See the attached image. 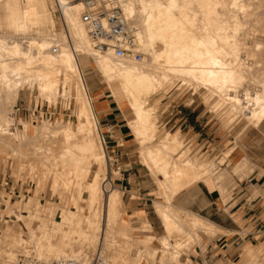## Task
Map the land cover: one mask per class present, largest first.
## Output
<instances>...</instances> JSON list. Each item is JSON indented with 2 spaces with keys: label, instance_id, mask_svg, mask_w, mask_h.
<instances>
[{
  "label": "bare ground",
  "instance_id": "6f19581e",
  "mask_svg": "<svg viewBox=\"0 0 264 264\" xmlns=\"http://www.w3.org/2000/svg\"><path fill=\"white\" fill-rule=\"evenodd\" d=\"M113 1L136 32L141 62L116 59L110 49L93 50L79 22L81 8L70 4V0L53 1L62 17L63 32L56 29L47 0L25 4L0 0V149L6 151L7 160H13L20 175L35 176L38 190L49 178L47 190L55 198L59 196L60 201L54 229L60 225L64 228L66 221L71 220L68 234L63 235L58 245V239L53 236L44 240L47 233L44 226H50V222L36 224L35 230L39 233L32 234L30 239L13 237L6 226L0 229L1 250L5 249L6 239L12 236L19 245L26 244L34 251L19 256L13 264L24 256L45 262L70 259L88 263L96 255L104 264H129L138 257L136 254L132 259L133 250L150 247L134 245L133 230L119 188L108 184L106 190L103 188L110 178V172L105 171L107 145L85 79L93 69L103 78L121 112L131 115L127 126L141 149L142 164L149 168L156 181V194L161 200L153 202L154 212L164 231L156 239V252L166 248L172 262H177L181 249L188 247L189 241L199 244L204 237L211 239L228 233L196 214L175 207L172 200L192 184L212 176L217 165L222 166L228 159L230 151L224 153L217 165L185 153L176 155L182 150V144L170 133L159 135L157 112L150 105V99L177 79L180 88L190 86L195 95L203 89L209 96L218 98L215 106L228 108L230 124L241 118L245 119L246 127L258 128L264 121V79L260 80L264 76V0ZM32 33L34 37L25 38ZM23 37L25 43L19 41ZM250 41L254 44L252 48ZM54 44L59 47L57 54L49 52ZM254 69H261L262 77ZM253 74L260 79H252ZM24 86L36 88L40 98L49 103L57 97H71L73 93L77 125L61 122L51 126L44 122L36 128L31 122L19 120L21 130L14 129L16 122L7 108L11 105L13 112L16 110L19 92ZM156 139V145L148 144ZM92 166L98 169L88 181ZM216 184L221 198L224 197L220 178ZM67 201L73 208L62 204ZM34 207L33 211L44 208L54 211L55 203L42 207L38 198ZM86 211L88 214L84 216ZM85 226L91 230L102 227L99 244L90 241L98 235L87 236L83 231ZM19 231L24 234L28 229L21 227ZM76 235L79 239L71 248L68 244ZM262 262L264 251L247 245L236 264Z\"/></svg>",
  "mask_w": 264,
  "mask_h": 264
},
{
  "label": "rangeland",
  "instance_id": "374dc122",
  "mask_svg": "<svg viewBox=\"0 0 264 264\" xmlns=\"http://www.w3.org/2000/svg\"><path fill=\"white\" fill-rule=\"evenodd\" d=\"M16 1H19V0H13V3H15ZM47 1H48V6H49V11L52 13L54 20H55V23H56V29L57 30L59 29V31L61 29L63 32L64 29H63V26L61 24L62 17L61 16L59 17V15L57 13L58 8L55 5V3L53 2L54 0H47ZM218 1H220L219 3H222L221 2L222 0H217V2ZM9 2H12V0H9ZM225 2L229 3V0H225ZM241 4L243 5V3H241ZM194 8L196 9V7H194ZM60 18H61V20H60ZM259 24L260 23H258V25ZM255 25H257V24H255ZM3 32H5L7 34L10 33L9 30H4ZM0 33H1V31H0ZM240 33H242V31ZM30 35L25 37V38L34 37L33 33ZM20 38H21V36H19V39ZM19 41L22 43H25L24 37H23V40L21 39ZM251 45L252 44L250 41V47H251ZM253 46H254V44L252 45V47ZM262 49L264 50V47ZM90 66H93L91 61H90ZM254 67H256V66H254ZM262 67L264 68V65ZM262 67H259V68L262 69ZM261 69H259V71ZM255 71H257V70H255ZM259 71H257L256 73H258ZM258 74H260V72ZM254 77H255V75L252 77V79ZM260 77H262L261 74H260ZM85 79L87 80V85L90 88V94L92 91L96 90V91L103 93L107 99L114 102L110 93L108 92V88H107L106 83L104 82L103 78L100 77V75L97 73L96 70L93 69L92 73L89 76H85ZM255 79L256 78H254V80ZM259 79H256V80H259ZM262 79H264V76L260 80H262ZM180 85H181V83L179 81H177V79H175V83L172 84V86H170L169 88L168 87L164 88L161 92H159L158 94H156L155 96H153L150 99L151 100L150 105L157 112V121L156 122H157V126H158L159 135L163 136L167 132V133L175 135L179 138V140L182 144L181 145L182 150H180V152H178L176 155H179L181 153H185V154H189V156L193 157V158L207 159L209 162H212L216 165L218 164L220 158L224 155V153H226L228 151L233 153L236 150H239V151L242 150L245 154V156H243V157H248L249 161L254 165V171H253L252 166L249 165V161L247 159L241 161V163L238 165V167H240V168L238 169V167H237V169L239 171H241L244 168H249L247 175H245V176H247L246 178H251L254 175L256 176V178H259L260 177L259 174H260L261 170H264V125L262 126V128H259L260 130L259 129L255 130L252 127H246L247 125L245 126V124H244V122L246 123L245 119H241V118L238 119L239 121L241 120L240 122L236 121V123L234 122L235 124H230L231 119H229L228 108L227 107H226L227 109L224 108L225 106H221V107L215 106L216 101L219 100L218 98H215L214 96L213 97L209 96V93H207L205 90L203 91V89H199L195 95L194 91L191 89L190 86L180 88ZM248 88L253 89L252 86H250V87L248 86ZM73 96H74V94L72 93L71 97H68V98L66 97V99H71V105L68 108L67 104L64 102L65 98L60 99V97H57L55 102L52 101L51 103H49L44 98H40V93L36 88L30 89V88L25 87V86L22 87V89L19 92V98H18L16 105H15V107H17L19 109V111L16 112V110H15L13 112V108L11 105H9V108H7V110L9 109L10 116L13 117L15 119V122H16L14 129H16L17 131L21 130V126L18 122L19 120H23L24 122H29V123L31 122L32 125H34L36 128L40 127L44 122H47L48 124L50 123L51 126H55L56 123H61V122L63 124L69 123V124L74 125V126L77 125V119L75 118V115H74L75 101H74ZM94 97L95 96H92V94H91V98L93 101H94ZM203 98H204V100H203ZM46 102L48 103V106L53 109V112H54V114L52 115V117L50 119L49 118L46 119L45 117L44 118L41 117V113H43V111H44ZM24 105L27 108H32L33 106L41 107L42 112L39 113V115L37 113L36 114L25 113L21 110L24 107ZM210 108H212V110ZM222 108H224L223 109L224 111L222 110ZM93 109L95 112L94 103H93ZM194 109L197 111V113L203 114L204 118H208L210 120V123L215 124L216 130H217L216 132L221 137V139H219V142L216 145L219 148L216 147V148H214V150L212 149L213 151L211 153L206 154V153L201 152L199 149L200 147L199 148L195 147V144H193V141H190L189 138H187L180 131H177L175 128L173 129L172 128L173 120L168 125L166 123L169 119L174 118L176 115L181 116L184 113H186L187 111H191ZM220 109L223 111V112L221 111L223 114L222 113L220 114V112H219ZM216 110H217V112H219V113L216 112L218 115H216V113L214 112ZM225 111L227 112L226 114H225ZM129 119H131V115L128 112L124 113L122 111L121 112L122 123L125 125L126 132L130 134V136H129L130 139L133 140L132 143L134 146H133L132 150L134 151V154H135L133 159L136 160V162L138 163L139 166L145 167L144 172L147 174V176H149V178H151L150 179L151 182L155 185L156 181H154V176L151 175L152 173H150L149 168L146 167L145 164L143 165L141 162L142 161L141 149H140L139 145L137 144V141L134 139L132 132L129 130V128L127 126V120H129ZM98 122H99V127L101 129V134L103 135V137H105V141H106V145H107V148H106L107 151L106 150L105 151H106V155H107V159H108L106 161H108V164L106 163L105 171H106V174H107V172L108 173L110 172V174H109L110 178H108V179H111L114 182V181L118 180L120 178V176H119V174H115L116 170H115L114 166L116 164V159L113 157V155L110 151V148H109L110 146H112V144L107 143L109 141H114V139H110V140L106 139V133L103 130V127H102L100 121H98ZM243 127L246 128V130ZM31 128H32V126H31ZM162 130H163V132H162ZM160 131L162 132V134ZM241 131H244V132H241ZM157 141H158V139H156L154 141L152 140L150 143L148 142V144L150 146H154V144L156 145ZM230 152H229V154H230ZM229 154H228V156H230ZM207 157H210L214 160H211L210 158H207ZM227 166H228V168H227ZM97 169H98L97 166H92V169L90 170V173H89L88 181L91 179L93 174L97 171ZM215 169L216 170H215L214 174L210 177H214L215 179H217V178H220V176H218V174H217V172L220 169H224L228 173L231 172V164H229V162H228L224 166L217 165V167ZM237 169H236V172L238 171ZM239 171H238V173H239ZM244 171L246 172V170H244ZM252 171H253V173H252ZM0 174L4 176V179H6L11 184H13L14 186L17 187V194L11 199V204L15 206L16 203L20 199L23 200V207L21 208V211H22L23 216L28 217V221L30 224V232L33 231V226L35 224H41L42 225L43 219L51 216L50 218H51V220H53V221H50L51 225L47 226V227L44 226L45 230L47 232L44 240L46 241L47 237L53 236L54 238L58 239L57 245L60 244V242L64 239L63 235L68 234V230H69L71 220L66 221L64 228H62V225L58 226L56 229H54V226H52V225H54V222L58 216V213H56V212L58 211V207H59L58 203H60V201H59V196H57L55 198L53 196V193L51 191L47 190L49 178L43 183L41 189L38 190L36 188L37 187V181H36L35 176L32 175V176H29V178H27V177H24L23 175H20L16 171L13 160H10V159L7 160L6 151H1V149H0ZM115 187H117V186H115ZM155 187L158 190L157 185H155ZM3 197H6L4 202L1 200ZM82 197H85V195L82 194ZM38 198H40V201L42 203V207L47 205L49 202H54L55 203V210L50 211L49 209L44 208L43 210L33 211V208H35L34 205L37 203ZM9 201H10V196L5 194L3 191H0V205L5 206V202L9 203ZM172 203H173V200H172ZM62 204L64 206L65 205L66 206L71 205L70 202H68V201L62 202ZM5 208H6V212L1 213V215H0V229H2V227L5 226V224H7L8 226L11 227V229L8 228V230L12 234L13 237L14 236H20V237L25 238V239H30L31 236L29 237L27 235V233L23 234V233H21V231H19L22 226H21V223L16 218V215L13 212H11V210L9 208H7L6 206H5ZM69 208H73V205L70 206ZM35 213H37V214L41 213V215L40 216H34L33 214H35ZM83 214H84V216L87 215L88 211L84 212ZM41 216H46V217L42 218ZM78 220H81V219H78ZM76 225H77V227H79L80 223L78 222ZM131 229H132V227H131ZM51 230H52V232L49 233V231H51ZM83 231L86 233L87 236H90L91 233H96L98 235L97 238H92V239H90V241L95 242L96 244H99V242H100L99 239L101 238L102 232H103L102 227H95V229L91 230L89 226H85V227H83ZM133 231H134L133 232V240H135L137 237H142V235H139V233L136 232L137 230H133ZM37 232L39 233V231L35 230V232L33 234H36ZM245 234H246V231H243V233L241 234V237L243 238L245 236ZM155 235H156V237H158L157 239H159L160 237H162L164 235V231L160 234H157L155 232ZM222 235H228L229 236V233L228 234H218L217 236H215L211 239L204 237L202 241L198 242L199 244H197V242L189 241L190 244L188 245V247H186V248L184 247L181 249L180 257H179L177 262H172L170 256L168 255V251L165 250L166 248H163V249L161 248V249H159V251L156 252L157 242L155 239L150 247H147L144 249L141 248V249H138L137 251L133 250L131 256L133 257V255L136 256V254H137L138 257L135 258V261H133V263L130 262L129 264H193L192 262H190V260H192V258H196V257L200 258L199 256H202V253L205 252L204 245L206 248L208 243H210L212 240H214V239H216ZM12 236H10L6 239L7 243L5 245V249H7V252L4 251L5 249L4 250L0 249V264H13L14 260L16 258H18L19 256L34 252L32 248L28 247V245L25 246L26 244L23 246L19 245L20 242L18 240L15 242L14 239H12ZM78 239H79L78 235L71 237V242L68 244L69 247L73 248L75 242ZM11 241L13 243H15V246L12 245ZM246 242H247V240H246ZM133 243H134V241H133ZM172 243H176V239H172ZM134 245L135 246H141L139 243L138 244L134 243ZM247 245H250V246L253 245V247H255L257 250L263 251L262 247L256 246V244H253V243L251 244L250 242L240 244L238 246L239 252L229 261L230 263H227V264L238 263V261L240 260V255H241L240 252L242 251L243 247H245ZM197 248H199V250ZM134 251H135V253H134ZM197 251H198V253H197ZM165 252H167V253H165ZM36 256H37V254H36ZM96 256H98V255H96ZM24 257H26V256H24ZM37 258H38V256H37ZM132 259H134V257ZM188 260H189V262H188ZM4 261H9V263H5ZM262 263L264 264V262H262Z\"/></svg>",
  "mask_w": 264,
  "mask_h": 264
},
{
  "label": "crops",
  "instance_id": "0c3cea01",
  "mask_svg": "<svg viewBox=\"0 0 264 264\" xmlns=\"http://www.w3.org/2000/svg\"><path fill=\"white\" fill-rule=\"evenodd\" d=\"M29 2L31 0H19L21 4ZM91 94L95 96V114L106 133V139H114V141L107 142L112 144L109 148L116 159L115 173L120 176L118 180L114 181V184L121 191L132 230H137L136 232L142 235V237H137L135 240L132 238V240L144 247L146 244L151 246L154 240L158 238L155 232L157 234L163 232L162 223L154 212L153 204L155 200H161L156 194L158 190L151 182V178L144 172L145 167L139 166L133 159L135 156L132 150L133 140L130 139V134L125 130L118 105L107 99L99 91L94 90ZM21 110L27 113L28 108L24 105ZM44 113L49 114L50 111L47 110ZM172 120V128L193 141L195 147H200L201 152L207 154L211 153L214 148H219L216 145L221 137L216 132L215 124L210 123L208 118H204L203 114L197 113L195 109L187 111L181 116L176 115L166 122L167 125ZM263 125L264 121L258 128L253 129L262 128ZM243 156L245 154L242 150L231 153L222 165L224 166L229 162L231 172L228 173L224 169L217 172L220 176V185L226 192H224V197L221 198L216 187V179L208 177L204 181L192 184L173 200L175 207L196 214L229 233V236L222 235L212 240L206 248L204 245L205 252L202 253V256L190 260L193 264H201V261L206 262V260L208 264L230 263L229 261L239 252L238 246L247 242L262 247L264 251V231L262 230L264 228V170H261L259 178H256L255 175L246 178L245 175H247L249 168H244L236 173L241 161L245 159L249 161L248 157ZM249 165L254 171V165L250 161ZM9 183L0 174V191L10 196V201L9 203L5 202V206L16 215L21 226L28 229L27 235L30 237L35 232L36 224L33 226V231L30 232L28 217L23 216L21 211L23 200L20 199L15 206L11 204V199L17 194V187ZM5 199L6 197H3L1 200L4 202ZM5 206L0 205V215L6 212ZM41 217L44 218L45 216ZM50 217L43 219L42 224L53 221ZM5 226L11 229L7 224ZM243 231H246V234L242 238ZM197 249L199 250V248Z\"/></svg>",
  "mask_w": 264,
  "mask_h": 264
},
{
  "label": "built area",
  "instance_id": "2783aa9c",
  "mask_svg": "<svg viewBox=\"0 0 264 264\" xmlns=\"http://www.w3.org/2000/svg\"><path fill=\"white\" fill-rule=\"evenodd\" d=\"M70 4L77 5L81 8L79 22L87 32L93 50L96 52H104L110 49L116 59H132L135 62L142 61V54L139 51L136 32L123 17L121 9L117 7L113 0H70ZM57 13L60 17L58 9ZM49 52L57 54L59 52L58 45H52ZM60 99L63 98L60 97ZM64 102L69 108L71 99L65 98ZM15 109L16 112L19 111L17 107ZM47 110L50 111L49 114L44 113ZM41 112L42 108L38 106H33L27 110L29 114L37 113L39 115ZM53 114V109L46 102L41 117L50 119ZM107 184L110 186L115 185L111 179H108L104 182V189ZM262 230L264 231V228ZM200 263L208 264V261H201ZM15 264H104V262L98 256L93 257L88 263L70 259H55L45 262L33 256H28L18 259Z\"/></svg>",
  "mask_w": 264,
  "mask_h": 264
}]
</instances>
